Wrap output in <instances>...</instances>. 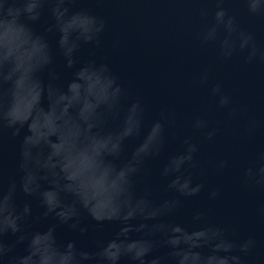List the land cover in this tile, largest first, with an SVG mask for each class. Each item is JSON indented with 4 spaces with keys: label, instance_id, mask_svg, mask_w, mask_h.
<instances>
[{
    "label": "clouds",
    "instance_id": "obj_1",
    "mask_svg": "<svg viewBox=\"0 0 264 264\" xmlns=\"http://www.w3.org/2000/svg\"><path fill=\"white\" fill-rule=\"evenodd\" d=\"M74 3L75 0H0V141L5 135L18 141L19 177L6 189L0 187V264H243L242 256L255 246L254 239L237 243L232 238L234 231L229 234L210 224L207 213L200 209L191 213V228L169 220L182 207L183 200L204 190V185L193 179L192 170L199 168V145L190 136L182 139L181 150L169 155L159 172L167 182L165 191L175 196L157 200L150 185L138 190V178L145 172L146 163L165 151L169 117L162 112L146 126L142 98L133 97L107 63L79 60L83 46H100L104 22L86 10L71 11ZM245 3L251 15H264V0ZM216 7L214 25L203 40H216L218 30L223 29L227 35L220 45V55L227 59L236 50L232 39L237 31L235 17L223 7V0ZM45 8L52 23L43 34H37L30 25L40 21ZM49 34L58 35L55 51ZM237 39L241 51L250 49L247 61L256 59L258 49L252 34L239 32ZM58 57L63 69L74 78L67 92L56 83L61 77L56 68ZM259 59L264 60V53ZM78 64L81 66L75 70ZM33 82L40 84V95L47 96L59 111L66 104L80 106L82 135L102 145L97 167L78 170L71 151L47 145L44 153L41 141H28L22 136L15 101L22 84ZM207 82V73H203L199 83ZM211 95L218 98L220 108L231 104V97L223 93L220 84L211 88ZM236 115L235 110L228 112L229 119ZM191 127L203 132L205 141L217 135V129L204 118L194 119ZM133 140L137 142L126 154L127 142ZM217 167H227V161L219 162ZM200 172L203 175V170ZM244 175L247 181L264 188V166L255 170L250 167ZM101 178L103 189L99 190ZM18 190L39 200L43 210L40 215H33L29 203L16 205ZM219 195V190L213 188L208 198L215 200ZM82 213L97 226H118L113 237L96 251L57 240V225H67L81 236L88 233V227L82 224ZM49 217L57 224L44 231L27 230L29 221ZM9 233L16 237L12 244L4 241ZM18 245L26 246L24 254H15Z\"/></svg>",
    "mask_w": 264,
    "mask_h": 264
},
{
    "label": "water",
    "instance_id": "obj_2",
    "mask_svg": "<svg viewBox=\"0 0 264 264\" xmlns=\"http://www.w3.org/2000/svg\"><path fill=\"white\" fill-rule=\"evenodd\" d=\"M218 2L75 0L71 11L86 10L104 22V30L99 35L100 46L85 45L78 57L81 62L95 59L107 63L133 97L142 98L146 106V126L162 112L169 117L165 151L146 163L145 172L138 178V190L150 185L157 200L175 196L165 191L167 182L161 179L159 172L167 157L181 150L182 139L190 136L199 145V168L192 170L193 179L202 183L204 190L196 197L183 200L182 207L169 220L191 228V213L204 210L210 224L224 228L229 234L234 231L232 238L237 243L254 239L255 246L242 256L243 264H264V188L247 181L244 175L250 167L255 170L264 166L261 159L264 156V60L259 59L260 53H264V15H251L245 0H223V7L235 17L237 29L232 37L236 50L226 59L220 55V45L227 35L223 29L218 30L216 40H203L214 25ZM51 23L45 8L40 21L30 26L37 34H43ZM239 32L253 36L258 55L252 62L247 61L250 49H239ZM48 39L55 51L58 35L49 34ZM80 66L76 65L75 70ZM56 68L61 73L57 86L67 92L74 78L70 71L63 69L59 57ZM203 73L208 76L206 85L199 83ZM216 84L231 97V104L226 108H220L218 98L211 95V88ZM40 92L39 83L21 86L15 108L22 136L28 141H41L44 153L47 145L71 151L78 170L97 167L102 145L82 135L80 106L66 104L63 111H59ZM231 110L237 115L229 119ZM198 117L217 129L212 141H205L203 132L193 131L192 122ZM136 142H127L126 154ZM17 157L18 141L5 135L0 141V187L4 189L11 181L18 182ZM221 161H227V167L219 169L217 165ZM97 187L103 189V178ZM213 188L218 189L220 195L209 200L208 194ZM15 202L18 207L29 203L34 216L43 211L38 199L27 197L19 190ZM53 224L57 222L49 217L40 222L29 221L26 228L30 232L44 231ZM82 224L88 227V233L83 236L67 225H57L58 242H75L78 248L96 251L118 230L112 223L97 226L86 213H82ZM15 239L10 233L4 237L6 244L14 243ZM25 247L18 245L15 254H24Z\"/></svg>",
    "mask_w": 264,
    "mask_h": 264
}]
</instances>
